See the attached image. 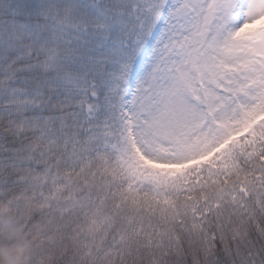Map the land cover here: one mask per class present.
I'll return each mask as SVG.
<instances>
[{
  "label": "snow or ice",
  "instance_id": "obj_1",
  "mask_svg": "<svg viewBox=\"0 0 264 264\" xmlns=\"http://www.w3.org/2000/svg\"><path fill=\"white\" fill-rule=\"evenodd\" d=\"M0 264H264V0H0Z\"/></svg>",
  "mask_w": 264,
  "mask_h": 264
}]
</instances>
